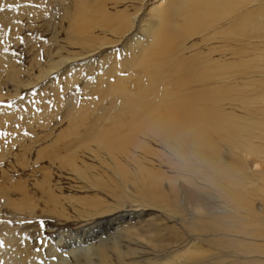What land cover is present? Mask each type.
<instances>
[{"label": "bare ground", "instance_id": "bare-ground-1", "mask_svg": "<svg viewBox=\"0 0 264 264\" xmlns=\"http://www.w3.org/2000/svg\"><path fill=\"white\" fill-rule=\"evenodd\" d=\"M12 1L29 8L44 4L35 19L61 5L67 40L74 19L64 6L79 14L93 4L98 17H87L93 27L71 44L96 40L97 27L117 39L140 31L115 67L118 79L99 92L109 105L97 121L81 120L85 125L61 142L65 153L43 152L59 172L77 173L87 184L78 188L91 189L93 198L76 206L44 174L41 213L60 208L62 222L77 214L94 222L73 232L63 253L55 252L66 242L59 227L50 250L57 258L32 249L22 264H264V0ZM172 30L178 34L168 42ZM181 37L177 56H163ZM79 55H58L39 72ZM0 61L7 57L0 54ZM131 67L141 71L129 72ZM123 78L135 79L127 85ZM26 187L17 189L18 203L8 199L17 212L35 197ZM211 248L216 252L206 256Z\"/></svg>", "mask_w": 264, "mask_h": 264}, {"label": "rangeland", "instance_id": "rangeland-1", "mask_svg": "<svg viewBox=\"0 0 264 264\" xmlns=\"http://www.w3.org/2000/svg\"><path fill=\"white\" fill-rule=\"evenodd\" d=\"M64 7L68 16L74 19L69 34L67 33L70 37L68 40L63 30L68 20L61 17L63 15L61 5L49 6L46 14L35 19L33 18L35 11L44 10V4L29 8L23 6L21 1L15 4L12 0H0V54L7 57V62L0 61L2 65L0 67V133H4L0 135V243L3 244V247H0V261L3 264H22V257H25L27 252L31 253L32 249L35 252L42 250L47 259L54 260L57 256L50 250L55 245L57 234L60 233L59 227L64 226L63 234L66 242L56 245L55 252L63 253L68 251V243H72L73 232L84 229L94 222L92 218H82L78 214L75 219L62 222L60 215L64 211L60 208L55 213H41L45 196L42 197L40 182L42 183L44 174H49L51 181L61 184L63 186L61 193L72 199V203L76 206H81L78 203L80 201H90L93 198L91 189L78 188L87 184L78 177L77 173L71 170L59 172L57 165H52L44 153L50 152L48 154L50 157L54 153H65L63 144L69 139V133L75 131L76 126L83 127L85 124L90 125L97 121L102 109L109 105V101L105 98H99V92L114 76L118 79L116 74L120 71H116L115 67L117 64L120 66L127 46L133 42L132 39L128 40L140 32L137 29L129 38L117 39L107 28L97 27L94 29V33L98 36L96 40L79 44L74 40L71 44L74 38L85 36L88 28L93 27L94 24H88L87 17L97 18L98 13L93 4L79 14H75L72 6ZM132 9L129 8L131 13ZM13 16L17 18L13 20ZM147 18L148 16H145L142 20ZM8 19L14 23H7ZM176 34L178 30H172L168 42H171ZM183 40L184 38L181 37L176 43L164 49L163 56L175 58L179 44ZM106 42L109 44H103ZM203 47H206L205 43ZM73 54L80 55L73 57L72 61L56 66L48 73L39 72L40 68H47L52 61L59 60L58 55L73 56ZM116 57L119 59L118 63ZM132 68L129 72L141 71ZM111 71H114V74L108 77ZM134 79L122 80L130 85L131 80ZM81 120L85 122L82 126ZM47 134L49 136L44 140ZM58 139L60 145H57ZM50 140L51 143H48ZM75 143L80 145L82 151L84 146L79 142ZM90 144L97 153H102V147H97L95 143ZM45 145L48 147L46 148ZM27 146L29 147L26 148ZM38 148L44 153L42 158L35 160ZM77 149L79 150V147ZM23 154L26 156L25 162L21 158ZM19 187H26L35 196L31 198L32 202L25 199L22 205H19L22 212L16 211L14 202H8L9 198L16 200V203L19 202V199L17 200ZM62 205L64 207V203ZM65 206L72 210V213L75 211L71 203ZM32 210L33 213L29 214L28 211ZM103 217L98 219L103 218V222L106 220V215L104 214ZM102 234H105L104 231ZM178 239L179 245H182L181 237ZM210 250L206 256L216 252L214 248Z\"/></svg>", "mask_w": 264, "mask_h": 264}, {"label": "snow or ice", "instance_id": "snow-or-ice-1", "mask_svg": "<svg viewBox=\"0 0 264 264\" xmlns=\"http://www.w3.org/2000/svg\"><path fill=\"white\" fill-rule=\"evenodd\" d=\"M21 99H23V97H21ZM0 135H4V133H0ZM0 247H3V244L2 243H0ZM0 264H3V262L0 261Z\"/></svg>", "mask_w": 264, "mask_h": 264}]
</instances>
